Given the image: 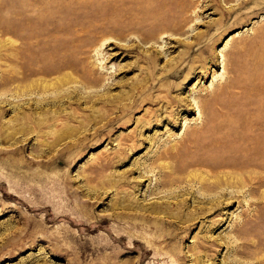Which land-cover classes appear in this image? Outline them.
I'll list each match as a JSON object with an SVG mask.
<instances>
[{
  "label": "rangeland",
  "instance_id": "1",
  "mask_svg": "<svg viewBox=\"0 0 264 264\" xmlns=\"http://www.w3.org/2000/svg\"><path fill=\"white\" fill-rule=\"evenodd\" d=\"M0 264H264V0H0Z\"/></svg>",
  "mask_w": 264,
  "mask_h": 264
},
{
  "label": "bare ground",
  "instance_id": "2",
  "mask_svg": "<svg viewBox=\"0 0 264 264\" xmlns=\"http://www.w3.org/2000/svg\"><path fill=\"white\" fill-rule=\"evenodd\" d=\"M53 57V56H52ZM52 60H54V59H52ZM59 64V63H58ZM50 66V65H49ZM54 68H56V67H54ZM46 70V69H45ZM50 69H48L47 71H49ZM51 71V70H50ZM54 71V70H53ZM55 80L56 79H54L53 81L55 82ZM58 80V79H57ZM52 81V82H53ZM37 85H39L41 88H43V89H46L47 87H49L50 86V83H48V82H46V81H42V80H40L39 81V83L37 84ZM42 98V97H41ZM38 100V103H37V106L35 105V107H38V108H41L42 107V105H41V103L43 102V99H37ZM43 104V103H42ZM26 116V115H25ZM41 120H42V118H41ZM37 121V120H36ZM42 123V121L40 122V123H37V125H36V127L37 128H39L40 127V124ZM28 128V127H27ZM25 129H26V126H25ZM31 130V129H30ZM9 135H10V133H9ZM156 206H154L152 209L153 210H155L156 208H155Z\"/></svg>",
  "mask_w": 264,
  "mask_h": 264
}]
</instances>
